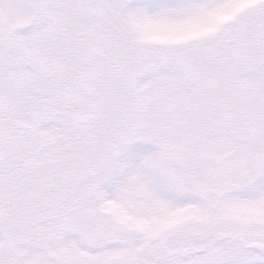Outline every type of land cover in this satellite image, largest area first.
<instances>
[{"label":"snow or ice","instance_id":"obj_1","mask_svg":"<svg viewBox=\"0 0 264 264\" xmlns=\"http://www.w3.org/2000/svg\"><path fill=\"white\" fill-rule=\"evenodd\" d=\"M0 264H264V0H0Z\"/></svg>","mask_w":264,"mask_h":264}]
</instances>
